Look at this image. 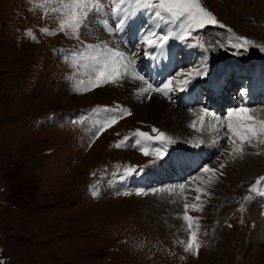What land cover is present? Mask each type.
<instances>
[{
    "label": "rangeland",
    "instance_id": "374dc122",
    "mask_svg": "<svg viewBox=\"0 0 264 264\" xmlns=\"http://www.w3.org/2000/svg\"><path fill=\"white\" fill-rule=\"evenodd\" d=\"M134 1L94 2L74 30L60 27L71 12L65 6L74 0H0V264H264V208L257 199L258 192L264 197L260 137L242 142L226 132V123L218 134L225 118L202 107H175L171 98L165 110L168 116L171 106L178 110L182 129L165 119L142 121L131 117L128 104L137 96L123 103L106 94L123 82L147 89L139 66H146L153 52L149 43L141 42L144 32L134 37V49L129 39L124 45L119 30L109 28L117 14L100 9ZM145 2L155 5L161 0ZM193 2L216 22L206 19L203 25L182 30L184 39L172 46L171 59L179 68L170 73L171 93L195 88L192 79L187 85L181 80L192 49L196 69L187 73L196 75L200 67H209L201 63L204 59L218 56L248 63L250 55H264L263 0ZM154 9L171 34L186 23L185 18L172 21L169 13ZM130 10L122 9L120 17ZM141 13L135 26L156 33L153 39L162 36L161 29L150 30L156 15H148L149 20ZM92 16L111 23L96 29ZM89 24L102 34L100 41V34L91 35ZM65 45L75 49L70 59L59 55L67 51ZM123 45V52L136 61L132 70L137 68L138 74H124L121 68L118 83L96 86L105 49ZM245 75L249 78L248 72ZM260 106L249 113L264 118L255 111ZM182 112L190 117L184 120ZM212 114L213 123L203 126ZM253 114L250 127L258 132L264 119ZM159 133H164L165 142L156 139ZM210 140L215 146L208 151ZM204 147L208 158L182 175V181L176 179L174 153L185 150L188 157ZM243 151L255 152L257 162L248 181L237 174L238 163L246 160ZM163 160L166 164L158 165ZM171 179L175 183L164 188Z\"/></svg>",
    "mask_w": 264,
    "mask_h": 264
},
{
    "label": "bare ground",
    "instance_id": "6f19581e",
    "mask_svg": "<svg viewBox=\"0 0 264 264\" xmlns=\"http://www.w3.org/2000/svg\"><path fill=\"white\" fill-rule=\"evenodd\" d=\"M127 12L129 13V17H130L129 20L132 22V24H131V29L127 33H125L126 34V38L125 39H126V42H127L128 39L132 42V30L134 29V23L137 22L138 15L141 13V11L136 10V12H134V10H130V11H127ZM134 13H136L137 15H136V17L132 18L131 15L134 14ZM124 14H125V11L122 12V16H124ZM141 14H143V13H141ZM119 17H120V14L118 15V18ZM92 19L93 20L91 21V24H92V26H95L96 29H102L103 27H105V24H106V26L108 24H110V22L109 23L105 22L104 19L101 20L102 19L101 17L92 16ZM150 23L152 24V27H151L150 30H157L159 25H163L162 21L160 19L155 18V17H153V19L150 20ZM92 26H90V30H92L91 31V35L95 34L97 36L98 34H100V37H103L102 34L100 33V31H96V29H94ZM108 29H106V30H108ZM160 29L162 30L163 35L167 34V35L170 36V39L167 41L163 53H161L160 50H158V49L156 50V48H153L152 46H150V50L153 52L152 55H151L152 58L146 57V68H145V66L144 67L143 66H139L142 69V71H143L144 77L147 78V81L145 82V85H146L147 89H140V88H138L136 86L135 83H125V82H123L124 85L113 87V89H110L108 92H106V94H109V95L119 99L123 103H125L128 100L132 99L134 96H137V98H135L134 100L128 101V104L130 106V110L132 111V114H131L132 118L135 117L136 119H139V120H142V121L143 120L158 121L159 119H161L160 121H163L165 119L166 121H169V123H171L173 125H176V126L178 125V127L180 126V129H182L181 128L182 125H180L177 122V121L181 120L182 117L180 116V114H178V110L176 108H174L173 106L178 107V108L182 107L185 110H192L193 108H191V106L192 105H197L196 107H198V109H199V107H202L204 109L205 104L209 103V105H211L214 102L215 96L210 95V93L203 94L202 93L203 87L201 85L199 86V89H198L199 93L195 94V96L193 98L189 97L190 94L192 93V91L194 90L192 88H187V90L184 89L183 91L181 89L180 90L174 89L173 90L174 93L173 92L171 93V92H169L171 90V89L169 90V88H171L172 86L169 85V88L164 90V91H158L157 90V88L163 89L164 88L163 84L167 80L171 81L174 78V77L170 76L171 71L174 70V73H175V71L179 68L178 63H176L175 61H173L171 59V57H173V53H174V51H172V46L175 47V46L179 45V41L181 40V39H179V36L182 34V30L184 28L183 27H176L175 28L176 33L181 32L179 34V36L176 35V33L171 34L169 32L168 28H166L164 26H161ZM135 32L138 35H139V33L141 34L140 30H138V29H136ZM97 39H98V37H97ZM157 39L158 38L153 39V42H155ZM207 44H209V43H207ZM93 46L97 47L95 45H93ZM123 49L124 48H122V51H123ZM124 52H125V54H124L125 56L124 57L127 58L128 56H130L129 59H131L133 57L132 55L126 54V51H124ZM205 57H206V55H205ZM132 61H133V58H132ZM135 63H136V61H133L132 65L130 67H128L127 70H124V72L126 74H130L132 76L135 75V74H138V72L136 70L137 68L132 70V67L135 66ZM232 71L233 70L231 69L230 72H232ZM248 73H249V78H246L245 73L238 74L236 77H233V72L231 73L230 76H228L229 80H226V78H223L224 79V82H223L224 86H226L228 84L227 89L230 90V88L232 86H233V89H232V92H229L227 94H223V93H220L219 95L217 94L220 97V99H221L220 102H219V106L222 107L221 110H224L226 106L229 107V105L231 103H232V106L233 105H240V102L234 101L233 96L240 89L243 88V86L241 84V79L249 80L250 83H253V84L257 85L256 88H258L259 90L263 91L262 94H258L257 96H264V80H263L264 78L261 77L260 75H258L257 70H254L253 73L251 71H249ZM237 81L239 82L238 85H236ZM149 85L151 87H149ZM161 86H162V88H160ZM177 90H178V92H177ZM98 94L99 93H97V95ZM160 95H162L163 97L165 95L166 99L161 97ZM91 97L92 96H88V98H86V99L91 100L90 99ZM167 98H171V99H168V101L169 102L171 101L170 103L173 105V106L170 107V110H172V111H170L169 116L167 115L168 111L165 110V107H166L165 105L167 104ZM172 98H174V99H172ZM217 104H218V102H217ZM241 106L248 108L249 107L248 101L244 100ZM164 111H166V113ZM255 111L256 112H260L261 115H264V105L258 107ZM182 113H184L183 114L184 115V120L186 119V116L188 118L190 117L189 114H188L189 116L187 115V112H182ZM250 114H253L251 112V110H250L249 115ZM212 115L214 116V114H212ZM213 116L209 117V118L206 117L205 118L206 121L203 122L204 123L203 126L205 124L209 123V122L213 123L212 121H214V119H215V116L214 117ZM253 116H255V117L259 118V119H264L263 116H256L255 114H253ZM218 118H219V116H218ZM208 128H210V127H208ZM260 144H262V143H260ZM236 149L240 151L242 149V147H236ZM263 150H264V147H263ZM254 153L255 152H251V151H243L242 152V156L244 158H246V160L244 159L245 160L244 162H239L238 163L239 165H238L237 174L240 175L242 177L241 179H243L245 181H248L250 179V177L253 174L252 168H254L257 165V162L255 160H253V158H252ZM254 159H255V157H254ZM175 162H177L175 164V169H178L179 172H184L183 170H180V168H179V163L182 162V160L178 161L175 158ZM183 162H185V161H183ZM158 171H159V169H158ZM254 174H255V171H254ZM175 178L179 179L177 175H176ZM239 180H240V178H239Z\"/></svg>",
    "mask_w": 264,
    "mask_h": 264
},
{
    "label": "snow or ice",
    "instance_id": "6c2138e0",
    "mask_svg": "<svg viewBox=\"0 0 264 264\" xmlns=\"http://www.w3.org/2000/svg\"><path fill=\"white\" fill-rule=\"evenodd\" d=\"M94 2H99V0H74L71 5H66L71 9L69 20L67 22H62L60 24L61 29L65 27H71L72 29H77L80 24L83 22V19L86 17L88 11L92 7ZM137 6L143 4L145 8H158L164 12L170 14V18L172 21L181 20V18H185L186 23L183 25V28L191 29L203 25L205 20L207 19L210 23H215L214 18L211 17L210 13L205 12L201 6L197 3H194L193 0H161L159 4L149 5L145 2V0H136ZM156 17L161 16V12H155ZM129 13L125 11L123 17H119L115 24L111 27L113 30H120L125 27L128 23ZM46 33L47 29L44 30ZM52 34V33H48ZM157 36L156 33H152L151 31L145 32L141 37V42H147L153 48H156L163 53L164 48L166 46L167 41L170 39L169 35L159 36L158 39L153 43V37ZM179 39L183 40L184 35H180ZM247 43V41H246ZM107 52V56L102 65V72L98 75L97 79L94 81L96 86H100L101 83H118L119 79L122 77L123 73L120 72V69L123 68L127 70L133 63L132 59L127 60V64L123 63L126 59L124 54L119 51H112L111 49H105ZM197 75H207V67L202 66L197 71ZM192 77L190 76L188 80L184 81V84L187 85L190 83ZM172 81H168V83L164 84L163 89L157 88L158 91H164L169 88V84ZM149 87H151L149 85ZM183 91L184 88H181ZM110 111V110H106ZM249 109L247 107H241L233 110L228 114L229 119L225 122L227 125V131L231 134L232 137L238 138L240 141H248L255 139L257 136L260 137L259 143L264 144V126L260 127L257 132L254 128L250 127L253 123V119L250 115H248ZM115 119V117H113ZM264 125V122H261ZM153 131H156L155 129ZM137 135L141 137H146L151 139V137H147V134L143 132L137 133ZM156 139L161 142H165L164 133H159ZM231 142V141H230ZM139 143V141H137ZM242 147V144H241ZM147 155V153H145ZM205 171H212L211 169H205ZM259 183V182H258ZM183 187V186H181ZM185 219H188L185 216Z\"/></svg>",
    "mask_w": 264,
    "mask_h": 264
}]
</instances>
